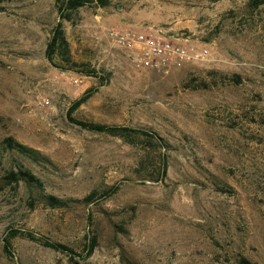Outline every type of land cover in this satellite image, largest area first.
<instances>
[{"label": "rangeland", "instance_id": "rangeland-1", "mask_svg": "<svg viewBox=\"0 0 264 264\" xmlns=\"http://www.w3.org/2000/svg\"><path fill=\"white\" fill-rule=\"evenodd\" d=\"M255 5L79 8L61 22L68 69L44 57L53 0H0V264H264V0ZM109 28L172 35L207 56L166 75L135 70ZM85 94L70 119L143 130L154 142L70 122L69 107ZM4 138L39 156L5 149ZM18 169L39 185L6 184L5 173ZM45 196L64 205L50 208ZM9 230L79 256L86 240L95 246L81 259L15 237L6 254Z\"/></svg>", "mask_w": 264, "mask_h": 264}, {"label": "trees", "instance_id": "trees-1", "mask_svg": "<svg viewBox=\"0 0 264 264\" xmlns=\"http://www.w3.org/2000/svg\"><path fill=\"white\" fill-rule=\"evenodd\" d=\"M263 0H251V3H254L256 5L261 4ZM109 4V0H53V5L57 14V22L53 26V28L50 31L49 39L46 43L45 50H44V57L50 64L53 63V59L57 58L60 63L64 64V68H72L73 63L70 61L69 52H68V46L64 39L63 32L61 29V22L62 21H70V17L76 12L79 8L85 7V6H94L97 8H104ZM255 5V6H256ZM61 68V67H58ZM87 74H94V73H87ZM87 95H83L80 98L76 99L72 102L71 106L68 109V119L70 122L77 125L79 128L90 131V132H96V133H105L110 136H119V137H125L130 135H139L146 139L147 142H154V136L149 134L146 131L138 130V129H131L126 127H110V126H104L100 124H93V123H84L80 121H73L69 118V114L71 111H73L75 108H77L84 100L86 99ZM1 144L4 146L5 149L9 151H14L17 154L26 157L27 159L36 160V156L38 155V152L25 147L24 145H21L17 142H15L11 138H4L1 142ZM6 184L14 183L17 184L18 182H23L29 185L38 186L39 182L38 180L27 170L18 169L16 171H7L5 175L2 178ZM115 188L110 187L109 189L102 192L101 198L108 197L114 192ZM94 196V193H90L87 195L83 201L88 202L92 197ZM45 205H47L50 208H59L64 205L62 201H59L56 198H53L51 196H45L42 198ZM20 237L27 241L35 242L39 244L42 247L60 252V253H66L67 255L75 256L77 258H86L88 257L94 246V238L86 240V243L83 245L82 252L83 256H79L76 253L73 252L72 249L69 247L60 244L55 243L47 240L44 237L36 236L32 232L29 231H17V230H9L6 234V236L2 239V250L9 254L8 248H9V242L12 238Z\"/></svg>", "mask_w": 264, "mask_h": 264}, {"label": "built area", "instance_id": "built-area-1", "mask_svg": "<svg viewBox=\"0 0 264 264\" xmlns=\"http://www.w3.org/2000/svg\"><path fill=\"white\" fill-rule=\"evenodd\" d=\"M108 40L120 49L129 64L140 71L166 75L185 65L204 60L207 50L191 45L187 40L147 30L135 32L109 28Z\"/></svg>", "mask_w": 264, "mask_h": 264}]
</instances>
